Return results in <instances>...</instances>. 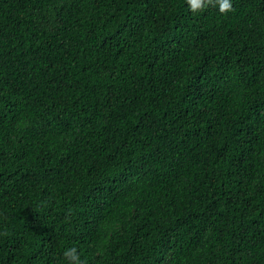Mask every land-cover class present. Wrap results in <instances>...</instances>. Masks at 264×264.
Returning <instances> with one entry per match:
<instances>
[{
    "label": "trees",
    "instance_id": "trees-1",
    "mask_svg": "<svg viewBox=\"0 0 264 264\" xmlns=\"http://www.w3.org/2000/svg\"><path fill=\"white\" fill-rule=\"evenodd\" d=\"M264 264V0H0V264Z\"/></svg>",
    "mask_w": 264,
    "mask_h": 264
},
{
    "label": "clouds",
    "instance_id": "clouds-1",
    "mask_svg": "<svg viewBox=\"0 0 264 264\" xmlns=\"http://www.w3.org/2000/svg\"><path fill=\"white\" fill-rule=\"evenodd\" d=\"M209 0H187L188 6L192 10L200 9L204 7ZM219 6L220 12H226L231 10V0H215ZM63 255L67 258L70 264H85V261L81 258L80 255L76 253L74 247H68L64 250Z\"/></svg>",
    "mask_w": 264,
    "mask_h": 264
}]
</instances>
